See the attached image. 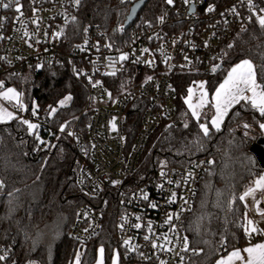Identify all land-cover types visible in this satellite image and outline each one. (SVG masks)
Masks as SVG:
<instances>
[{
  "label": "built area",
  "instance_id": "1",
  "mask_svg": "<svg viewBox=\"0 0 264 264\" xmlns=\"http://www.w3.org/2000/svg\"><path fill=\"white\" fill-rule=\"evenodd\" d=\"M84 1L77 6L74 0H0V91L7 77L49 65L67 68L83 82L90 118L85 128L74 126L68 136L87 157L77 185L91 202L78 209L71 236L79 242L95 236L103 223L99 203L110 202L121 264H186L198 250L191 246L183 222L193 209L207 162L159 165L137 179L139 161L150 136L165 120L180 124L177 73L194 69L214 73L211 69L228 58L235 30L264 16V0H173L171 4L163 0L160 13H141L149 0L128 27L123 22L114 34L93 24L83 33L75 26ZM125 1L131 8L139 0ZM5 3L10 6L4 8ZM130 69L129 87L112 92L108 81ZM135 103L142 110L134 133L131 106ZM12 109L18 117L30 119L24 106ZM34 121L45 126L50 118ZM137 224L139 228L134 227Z\"/></svg>",
  "mask_w": 264,
  "mask_h": 264
},
{
  "label": "trees",
  "instance_id": "2",
  "mask_svg": "<svg viewBox=\"0 0 264 264\" xmlns=\"http://www.w3.org/2000/svg\"><path fill=\"white\" fill-rule=\"evenodd\" d=\"M163 5V0H150L141 13L158 14ZM128 13L125 0H85L75 26L83 33L93 24L114 34ZM229 45L228 58L214 73L197 69L177 73L176 118L180 124L165 120L152 133L135 175L137 179L150 175L159 165L207 162L193 209L183 222L191 246L198 250L186 264H213L220 254L248 243L244 231L248 206L238 197L253 188L264 173L250 150L263 136L259 125L264 117L258 111L245 102L235 104L220 130L209 125L210 136L204 137L185 103L188 90L197 80H205L212 93L230 66L243 58L257 66V79L264 83L260 71L264 66V28L257 17L236 29ZM128 72L108 81L112 92L129 87L133 77L132 70ZM6 85L23 95L25 115L31 120L50 118V122L36 124L33 132L18 116L0 123V179L4 181L0 189V255L6 257L0 264H73L77 257L79 264H94L99 248L104 250L106 264H111L116 250L112 203H99L103 223L95 236L79 242L70 234L78 209L91 202L77 185L78 171L87 157L68 136L74 126L85 128L89 121L86 86L67 68L57 65L7 77ZM69 96L71 99L62 106L60 102ZM141 110L138 103L131 106L134 133L140 127Z\"/></svg>",
  "mask_w": 264,
  "mask_h": 264
},
{
  "label": "snow or ice",
  "instance_id": "3",
  "mask_svg": "<svg viewBox=\"0 0 264 264\" xmlns=\"http://www.w3.org/2000/svg\"><path fill=\"white\" fill-rule=\"evenodd\" d=\"M173 0H167V3L171 4ZM187 2V0H185ZM74 3L78 6L80 0H74ZM251 3V0H250ZM10 5L8 3L3 4L4 8H8ZM212 9L209 8L208 11ZM17 12H20V8H16ZM73 21L75 17L72 18ZM163 19V18H161ZM257 23L264 28V16L257 17ZM229 47H232L229 45ZM126 56H121L120 59H126ZM213 72L217 70V66H214L211 69ZM260 71L264 73V66L260 68ZM115 75V72L110 73ZM150 79V78H149ZM98 83V82H97ZM201 89L204 88V84L201 83L199 85ZM189 96L185 100V103L188 104L189 109L191 110V115L194 117L198 124L201 132L203 133L204 137L210 136V127L216 129L217 131L220 130V126L223 124L225 117L228 115L229 110L235 105L241 102H245L249 104L254 110L258 111L259 114L264 117V83L258 82L257 79V66L253 64L250 59H243L235 66H233L227 74V77L224 81L216 88L213 101L214 103L211 104V107L214 109V114L211 117V120L208 123L201 122V109L208 104L207 92H201L199 97L198 103L193 104L192 100V89L189 90ZM3 95L4 98L12 100L17 99L19 94L14 89H8L6 92L0 94ZM71 97H66L65 100H62L60 103L63 106ZM54 112L55 109H52ZM35 115V112H33ZM14 119L13 113L7 111L6 109L0 108V123H5L7 120ZM22 123L28 126L29 131L36 129L38 125L32 124L27 120L22 121ZM260 128L264 131V123H261ZM115 126L113 125V128ZM187 127V124H185ZM245 127H249V125H245ZM61 131H64V126L61 127ZM71 135V133H69ZM209 164L213 163V161H209ZM118 183V182H117ZM4 187V181L0 179V189ZM257 191H264V177L260 178L256 182L255 188H250L244 192L243 195L239 196L238 199L240 201H247L249 198L251 199V204L253 211L260 216L261 220H264V210L260 209L259 204L260 201L256 199ZM220 193H217L219 197ZM147 199V196H144ZM172 199H175V193L172 194ZM155 207V205H153ZM172 216L170 215L168 220L171 221ZM259 221L249 219L247 220L246 225L244 226V231L247 235H252L254 233H261L264 232V229H260L257 227ZM134 227L139 228L140 225H134ZM145 240L149 239V237L145 236ZM127 244L128 241H125ZM188 239L187 237L184 238V250H188ZM153 247H156L154 244ZM101 258L98 261V264H103V248L100 250ZM195 253V250H193ZM244 253H247V259L245 260L241 254V250H234L231 254L227 257V259H221L217 262V264H232V261L239 260L241 264H264V243L251 245L243 249ZM6 259L5 256L0 255V260ZM77 264H79V258L77 257ZM113 264H117V260L113 259Z\"/></svg>",
  "mask_w": 264,
  "mask_h": 264
},
{
  "label": "rangeland",
  "instance_id": "4",
  "mask_svg": "<svg viewBox=\"0 0 264 264\" xmlns=\"http://www.w3.org/2000/svg\"><path fill=\"white\" fill-rule=\"evenodd\" d=\"M129 9H130V6H129ZM243 59H248V58H243ZM243 59H240V60H238V61H236L233 65H231L230 66V68L226 71V73H225V75L223 76V78H222V80L220 81V83L214 88V90L212 91V93L210 92V90H209V87H208V85H207V82L205 81V80H203V79H199V80H197L190 88L192 89V100H191V102L193 103V104H196V103H198V100H199V97H200V95H201V92H207L208 93V96H207V100H208V104L205 106V107H203L200 111H201V118H202V122H204V123H208V121H207V118H209L210 120H211V117L213 116V114H214V109L211 107V104L212 103H214V101H213V96H214V93H215V90H216V88H218L219 87V85L224 81V79L227 77V74H228V72L230 71V69L233 67V66H235L237 63H239L241 60H243ZM259 82V81H258ZM201 83H203L204 84V88L203 89H201L200 87H199V85L201 84ZM8 89H14L18 94H19V97H18V100L17 99H12V100H9V99H6V98H4L3 97V95H0V108H3V109H6L7 111H9V112H12L13 113V116H14V119L15 118H17V115H16V113L13 111V109H12V107H14V106H16V105H22V106H24V107H26V103H25V101H24V99H23V95L14 87V86H12V85H5L4 87H3V89L0 91V94H2V93H4V92H6ZM188 96H189V93H188V95H187V97H186V99L188 98ZM107 98H108V96H107ZM63 100H65V98L63 99ZM69 101V100H68ZM67 101V102H68ZM66 102V103H67ZM188 105V104H187ZM14 119H11V120H7L5 123H7V122H11V121H13ZM20 119V118H19ZM21 120L22 121H24V120H27V121H29L30 123H32V124H36V122L34 121V120H31V119H29V118H27V117H25V116H22L21 117ZM262 123H264V122H262ZM112 125H114V120H113V122H112ZM223 125V124H222ZM222 125L220 126V128L222 127ZM28 127V126H27ZM36 129H33V130H31L30 132H33V131H35ZM262 133H263V136H264V131H262ZM251 212H247L246 213V223H247V220H249V219H252V220H257L255 217H252V216H254L253 215V209H251L250 210ZM255 213V212H254ZM246 223H245V225H246ZM257 227L259 228V227H262L261 229H264V227L263 226H260V225H258L257 224ZM254 234H258V233H254ZM249 236V241H248V243L247 244H249V243H251L252 242V236H253V234L252 235H248ZM262 240H260V242H261ZM264 242V241H263ZM263 242H261V243H263ZM261 243H254V244H251V245H256V244H261ZM246 245V244H245ZM101 248H99V250H100ZM98 250V253H97V259H96V261L94 262V264H98V261L100 260V258H101V254H100V251ZM234 250H241V248H238V249H233V250H231L230 252H228V253H225V254H220L218 257H217V259L213 262V264H217V262L218 261H220L221 259H227V257L231 254V252L232 251H234ZM241 252H242V250H241ZM116 259L117 260V264H121V260H120V254H119V252L117 251V250H115V252H114V254H113V256H112V258H111V261H110V263L111 264H113V259ZM245 260H246V258H244ZM73 264H77V259L74 261V263ZM103 264H106V261H105V254H104V251H103ZM232 264H241V261H239V260H233L232 261Z\"/></svg>",
  "mask_w": 264,
  "mask_h": 264
},
{
  "label": "water",
  "instance_id": "5",
  "mask_svg": "<svg viewBox=\"0 0 264 264\" xmlns=\"http://www.w3.org/2000/svg\"><path fill=\"white\" fill-rule=\"evenodd\" d=\"M148 1L149 0H139L131 6L124 22L125 27H128L137 18L138 14L145 7ZM250 150L255 154L259 163L264 168V136H260L256 141H254Z\"/></svg>",
  "mask_w": 264,
  "mask_h": 264
},
{
  "label": "crops",
  "instance_id": "6",
  "mask_svg": "<svg viewBox=\"0 0 264 264\" xmlns=\"http://www.w3.org/2000/svg\"><path fill=\"white\" fill-rule=\"evenodd\" d=\"M262 177H264V173H263L262 175H260V176L255 180V184H254V187H253V188L256 187V182H257L260 178H262ZM251 199H252V198H249V199L246 201L247 206H248V212H251L250 210L253 209V208H252V204H251ZM256 199L260 201V204H259L260 209L264 210V191H257V193H256ZM253 215H254V216H252V217H255V218L257 219L256 221H259L258 225L264 227V220H261L260 216L257 215L256 213H254V211H253ZM259 228L261 229L262 227H259ZM252 237H253V238H251V239H252V242H251V243L246 244V245L241 246V247H236V248H234V249L241 248V250H242L241 254H242V256H243L244 258H246V259H247V253H244V252H243V249H245L246 247L251 246V244L258 243V242H259V243L263 242V241H264V232L258 233L257 235H256V234H253ZM260 240H262V241L260 242ZM263 243H264V242H263Z\"/></svg>",
  "mask_w": 264,
  "mask_h": 264
}]
</instances>
